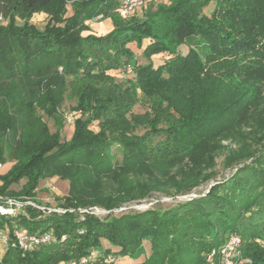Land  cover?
Instances as JSON below:
<instances>
[{
  "label": "trees",
  "instance_id": "trees-1",
  "mask_svg": "<svg viewBox=\"0 0 264 264\" xmlns=\"http://www.w3.org/2000/svg\"><path fill=\"white\" fill-rule=\"evenodd\" d=\"M118 4L0 0V163H12L0 174V205L23 204L0 215V264H104L132 258L145 240L149 254L134 264H206L231 234L242 264H264V0H167L143 17L122 16ZM39 13L42 28L30 21ZM107 18L103 35L86 23ZM156 56L164 61L154 67ZM65 101L73 131L62 141ZM224 151L235 172L204 195L113 214L153 193L190 194L216 177ZM52 177L68 182L56 198L63 212L35 199ZM16 230L51 231L52 241L22 251L11 245Z\"/></svg>",
  "mask_w": 264,
  "mask_h": 264
},
{
  "label": "rangeland",
  "instance_id": "rangeland-1",
  "mask_svg": "<svg viewBox=\"0 0 264 264\" xmlns=\"http://www.w3.org/2000/svg\"><path fill=\"white\" fill-rule=\"evenodd\" d=\"M165 3L167 2V0H146L144 5L139 8L134 14L136 16L139 17H143L144 13L146 11L149 10V8H151V10H154L156 8V5L159 3ZM68 11H67V16H69L71 14V9L68 6L67 7ZM213 5H211L210 7L207 8V14H209L212 11ZM100 18V16L98 17ZM108 19V18H107ZM107 19H103L100 21L97 20H92V21H88L86 22L88 25L91 26V31L95 34L98 35H103L109 31H105V25L109 24ZM33 24H35L37 27H43L44 23L46 22V15L43 13H39V14H34L30 20ZM93 23V24H92ZM0 24H5V22H0ZM112 25V23H111ZM113 27V26H112ZM147 41H144V44H146ZM130 47L137 53L140 54L142 50L137 51L135 45H130ZM180 49L182 50V52H186V47H180ZM179 49V50H180ZM139 62L141 64L146 63V59L144 57H139ZM164 61V59L162 57L156 56L154 58H152V64L154 67H157L158 65L162 64ZM123 76V75H122ZM117 77L118 80H121L122 77L120 74L117 73ZM61 110L63 111L64 115L66 116V122H65V126L61 132V140H68L72 134L73 131V124L72 121H68V118L71 115V112L69 110V103L67 101L64 102ZM133 111L136 113H142L144 111L143 107H141L140 105H137L133 108ZM73 114V113H72ZM48 126L51 130V132L54 131V128L52 126V121L48 120ZM94 131H97V127L95 126V124L91 127ZM222 144L224 146H229L230 148H234L236 147V145L234 143H230L229 141H223ZM227 153V151L224 152H220L218 153V155L215 157V167L214 169L217 172V175L215 178H213L212 180H210L208 183L203 184L199 187H196L193 189V191L188 194V195H182V196H176V197H167L163 194L160 193H153L149 198L143 200L141 203H132L129 206L126 207H122L118 210H116L113 214L117 215L121 212H127L129 210H133V211H143L152 207H161V208H167L169 206L174 205L175 203L178 202H184L186 200H190L191 198H196L199 195H204V193L207 192V189L210 188L215 182L219 181L221 178H225V177H229L231 175L234 174L235 169L231 168V167H226L224 166V158H225V154ZM12 163H5L2 164V168L0 169V174L3 175L5 173H7V171L9 170L10 166ZM25 183V180H21L18 184H14L10 186V189L13 191H18L20 190L21 186ZM67 188H68V182L67 181H63L58 177H52V178H47L44 181H41L38 187V190L35 192V199L39 201V203L41 204L40 209H45L46 206H48V208L50 210H56L58 212H61L60 209H58L57 207V199L56 198H61L62 196H64L67 192ZM9 205L11 204V207H8L7 209H9V211L12 209L13 211V216L18 215L19 213L23 212V204L19 203V202H15L12 200H9ZM26 203H30V202H26ZM24 203V204H26ZM94 214H96V216L103 218L107 212L99 209V208H94ZM0 246H4V243L0 241ZM222 247V245L215 250V258H218V251L219 249ZM2 249H4L3 247H0ZM100 248L101 249H111L112 252L116 251V248L113 246H110V244L108 243V241L106 240H101L100 242ZM240 249V247H239ZM240 252V250H239ZM98 253H100V249L96 248L94 250H92V255L96 256ZM149 254V243L147 240H145L142 244V247L135 253V255L132 258L129 257H118L116 259V261L114 262V264H134V263H140L142 262L145 257ZM240 254V253H239ZM241 256V254H240ZM242 263L244 262H249L247 259H241ZM244 261V262H243ZM220 262V260H219Z\"/></svg>",
  "mask_w": 264,
  "mask_h": 264
},
{
  "label": "built area",
  "instance_id": "built-area-1",
  "mask_svg": "<svg viewBox=\"0 0 264 264\" xmlns=\"http://www.w3.org/2000/svg\"><path fill=\"white\" fill-rule=\"evenodd\" d=\"M146 0H119L118 4V11L122 16L129 17L133 15L139 8H141ZM0 22H3V19L0 17ZM127 74L131 73V68L128 67L126 70ZM68 121H72V116L68 118ZM2 168V164L0 163V169ZM9 200L7 201V206L0 205V215H13L12 209L9 211L8 207ZM40 208V207H39ZM44 210V209H42ZM95 209H92L91 213L94 212ZM48 208V212H50ZM63 212V210H60ZM58 212V211H57ZM13 242L11 243L12 246H16L22 251H31L37 248L38 246L48 244L52 241V233L51 231L42 232V233H34L29 234L25 231L16 230L13 232ZM65 237L63 236L61 240H64ZM0 241L3 242L5 245L8 242V238L5 235H0ZM240 238L237 235L231 234L227 237L224 244L218 251V259L220 260L219 264H242L240 252ZM93 257V256H92ZM215 259V251L206 255L205 262L206 264H213ZM87 259H81L80 263L86 262ZM114 262V258L112 256H107L104 258V264H110ZM244 262V261H243Z\"/></svg>",
  "mask_w": 264,
  "mask_h": 264
},
{
  "label": "crops",
  "instance_id": "crops-1",
  "mask_svg": "<svg viewBox=\"0 0 264 264\" xmlns=\"http://www.w3.org/2000/svg\"><path fill=\"white\" fill-rule=\"evenodd\" d=\"M107 21H108L109 24L105 25V29H106L105 31L106 32L112 29L111 20L108 18ZM90 28H91V26H90ZM0 247H3V246H0ZM3 251H4V249L0 248V256L2 255Z\"/></svg>",
  "mask_w": 264,
  "mask_h": 264
}]
</instances>
